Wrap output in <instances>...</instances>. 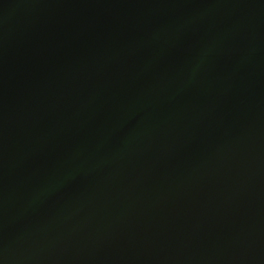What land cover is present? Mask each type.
I'll return each mask as SVG.
<instances>
[{
    "label": "water",
    "instance_id": "1",
    "mask_svg": "<svg viewBox=\"0 0 264 264\" xmlns=\"http://www.w3.org/2000/svg\"><path fill=\"white\" fill-rule=\"evenodd\" d=\"M0 264H264V0H0Z\"/></svg>",
    "mask_w": 264,
    "mask_h": 264
}]
</instances>
